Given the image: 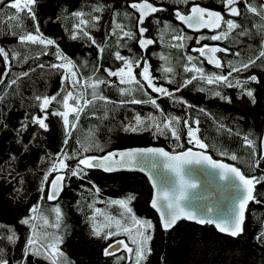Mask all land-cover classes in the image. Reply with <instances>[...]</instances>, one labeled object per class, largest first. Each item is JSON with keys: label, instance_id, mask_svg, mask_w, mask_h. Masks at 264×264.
<instances>
[{"label": "trees", "instance_id": "trees-1", "mask_svg": "<svg viewBox=\"0 0 264 264\" xmlns=\"http://www.w3.org/2000/svg\"><path fill=\"white\" fill-rule=\"evenodd\" d=\"M157 7L166 9V11L157 13L155 18L161 22H170L171 28L168 31L163 30V24L154 26L153 17L146 22L149 28V35L155 42L150 50L143 53L135 41L129 42V47L137 57L143 55L148 58L150 72L156 78L155 83L159 87H165L173 92L174 96L182 98L186 104L174 105L167 97H161L158 93H153L150 88H146L147 93L157 99L160 105L159 109H154L151 105H121L122 100H129L131 97L121 96L118 88L134 87V85H120L116 77H107L104 68L116 67L120 62L114 61V51L116 50V37L106 35L111 31L113 19L116 22L124 24L127 28H134L135 17L137 16L128 5L138 0H38L33 5L36 10V16L40 24V30L44 36L57 41L58 46L63 53L72 59L78 66L82 84L91 83L89 76L94 81L96 77L106 78L115 85L99 86V94L106 97L104 101H96V109L91 106L85 109L81 114V119L77 122L76 129L72 130V138L66 146L69 154L80 144L84 145L98 143L105 151H90L86 155L101 156L108 151L122 150L133 147L159 146L166 150L176 153L188 148L200 149L194 143H188L186 129L183 121L187 119L191 127H199L197 137L207 145L206 150L214 159L223 160L240 168L244 175L251 177L253 175L249 170L251 163L252 149L248 147L243 137L247 135L252 139L256 149V158L261 156L260 143L264 127V68L253 67L247 72L238 74V78L244 79L251 74H255L261 81V84H250L249 87L255 89L256 103L253 104L246 95H242L236 87L228 88L220 85H208L205 81H194L192 85L183 88L177 92V84L183 79H189L195 73H185L184 67H191L187 62V55L197 56L191 50L198 47L195 40L200 35L210 36L209 33L192 34L186 31L177 23L174 17L176 8L189 10L193 4H198L206 8L225 13V8L221 0H190L185 6L175 4L173 0H149ZM13 0H5V5L0 6V47L5 48L9 53L10 79H14L20 72H30L28 77L21 78L16 85L7 87L0 85V253L8 264H17L23 261V264H49V261L38 259L34 256L24 258L22 249L25 246V238L30 234L28 226L22 225L19 221L30 214L33 206H39L43 215L49 219V225L55 223V213L51 211L53 207L61 208V227L59 229L48 227L47 231L54 232L63 238L60 249L64 253L62 264H117L118 257H126L119 261V264H134V260L126 254H120L115 257L107 258L103 254V249L107 244L115 239H125L121 235L104 241L92 235L91 221L96 209H100L101 215L96 217V222L105 216L119 219L122 224L133 223L131 217L124 212L120 205L112 204L113 200L126 199L128 196H134L130 207L137 219L149 220L153 228L149 230L153 239L150 241L151 253L147 260L142 264H264V240L259 239L264 233V184L257 185L255 197L251 203L246 215L244 232L238 238H231L217 232L211 226H198L193 223L182 222L170 232H164L161 228L159 218L150 207L152 189L148 180L137 173H115L105 174L100 171H88L84 179L72 177L66 181V186L61 198L56 203H50L47 200L49 184L44 185V192L40 191L41 180L45 170L52 162V155L60 152L63 140L65 139L62 120L60 117L52 116L50 113L55 110H63L61 105L53 102L46 110L49 113L46 123L49 125L48 131L39 129L38 126L29 124L26 131L20 132L21 122L30 120L33 115L41 116L37 102L34 96L37 94L53 96L61 89V76L56 71L48 69L47 64L53 62V56L41 55L36 58V51L40 46L24 44L22 45L18 36L11 33L21 29L31 31L34 22L30 19H24L21 29L15 28V22H8L9 15L14 10L6 7ZM249 0L238 3L241 11L247 7ZM252 6L258 9L264 7L262 0H250ZM104 6V11L100 13L92 12L94 6ZM81 11L82 17H75L72 14ZM127 11L131 15L125 19L124 13ZM119 13V15H117ZM91 16H99V21H93ZM229 17H225L228 19ZM83 19L87 23L76 26ZM240 23L248 32V36H235L229 34V38L224 41H202L201 44L220 45L229 48L231 52H241L240 57H234L231 52L220 54L222 68L216 70L211 68L206 61H194L197 66H202L206 74H227L229 69L226 67L227 61L232 60L238 63L240 60H246L253 54H258L261 45L264 44V21L258 13H245L234 19ZM95 24V27L91 25ZM224 27V25H223ZM172 28L182 29L185 35L192 36L191 41H184V49L170 47L177 43L172 39L176 33ZM75 31L79 37L82 31H88L89 35L97 42L106 46V51L100 53L95 46H90L87 38L72 40L71 34ZM123 42V41H122ZM54 51L50 46L49 52ZM121 54L130 57L127 49H120ZM19 56L13 59V54ZM155 53L156 55H153ZM162 55L165 60L158 57ZM30 57L25 63L22 57ZM44 62L46 67L40 69L37 64ZM85 62H87L85 66ZM258 63H260L258 61ZM5 62L0 56V71L4 70ZM95 67H99V72H93ZM172 68L170 73L164 72L165 68ZM138 69H134V74L138 76ZM175 79L177 84H168V79ZM85 82V83H84ZM146 84V82H145ZM204 87L205 91L198 89ZM86 98H91V88H85ZM213 91H221L232 99L227 103L218 97L212 95ZM137 99H146L141 93H134ZM72 102L70 101V104ZM191 105L192 107H188ZM200 109H204L203 112ZM107 115L105 116V112ZM161 112L164 113L161 116ZM139 113L142 119L148 114L157 117L158 122H167L165 117L178 116L181 118L179 129L181 140L178 142L181 147H177V142L171 138L170 131L165 130V135H154L153 130L141 131L136 133H126L122 126L129 121L134 123V115ZM70 122L73 120V114H69ZM199 121L196 125L194 122ZM151 121L145 119V124ZM6 125V126H5ZM221 125L223 127H221ZM19 132V135H18ZM227 153L228 155H222ZM237 155L238 159L233 161L231 155ZM43 158V159H42ZM71 166L75 163L73 160L67 161ZM264 171V162L260 165V170L255 174ZM55 173L49 177L51 180ZM96 189H99L97 192ZM44 199H41V197ZM260 202H256V201ZM92 205V207H89ZM42 226V221H36ZM11 230H15L18 239L13 244L6 237ZM39 230V229H38ZM128 258H131L129 260Z\"/></svg>", "mask_w": 264, "mask_h": 264}, {"label": "snow or ice", "instance_id": "snow-or-ice-1", "mask_svg": "<svg viewBox=\"0 0 264 264\" xmlns=\"http://www.w3.org/2000/svg\"><path fill=\"white\" fill-rule=\"evenodd\" d=\"M244 0H221L222 5L225 8V12L230 17H240L245 13H258L264 21V7L258 9L257 6H252L250 0L247 4V7L241 11L237 7L238 3H243ZM38 0H13V2L6 5V7L14 10L11 15L7 12H4L3 15L7 16L8 22H15V28L21 29V25L24 19H30L34 22L33 29L31 31L23 30L13 31L11 34L18 36L19 42L24 44H31L40 46L36 51V58L38 59L41 55L53 56V62L47 64L48 69L51 71H56L61 76V89L53 96L40 95L37 94L34 96V100L37 102V106L40 109V112L43 113L41 116L33 115L30 120L21 122L20 132L26 131L29 124H33L48 131L49 125L46 123L48 120L49 113L46 111L50 105L55 102L58 105L62 106L63 110H55L50 113L52 116L60 117L62 120V127L64 130L65 139L62 143V148L60 152L52 155V162L50 166L45 170L44 175L41 180L40 191L44 192V185L50 184V191L47 193L48 201L58 200L62 188L66 186V181L72 177L79 179H84L87 176V170L92 168L102 169L105 172H113L121 169L133 168L138 163V157L152 155L163 157L166 161L165 167L171 169L177 177H179V188L177 191H172L168 189H160L153 180L154 187L158 188L157 195L151 200V207L155 209L160 214L161 227L163 230L167 231L172 229L179 220L187 219L189 221H195L200 224H215V227L221 232L230 235L233 238H238L244 231V209L249 201L256 199L254 196V188L256 185L264 184V171L260 174H255L260 170V165L264 162V154L259 158H256V149L254 146V141L249 139L247 135L243 137L245 144L252 149L251 152V163L249 165L250 172L253 173L251 177H246L238 168L231 167L224 163H219L214 161L210 156L205 155L200 152H193L192 149L180 152L179 154H170L168 151H165L163 148H146V149H130L124 151H108L102 156L97 155H86L90 151L97 150L104 152L105 149L100 146L98 143L91 145H84L80 140H77L76 143L80 144L79 148H75L71 154L66 150V146L69 143V139L72 138V130L76 129L77 122L81 119V114L85 112L86 108L91 106V109L94 110L97 107L96 101H104L105 96L99 94V86L107 85L113 86L111 80L106 78L96 77L93 81L92 77L89 76V81L91 83L82 84L79 79L80 72L77 64L65 55L62 49L58 46L57 41L52 38L44 36L40 30V24L36 16V10L33 5L37 4ZM175 4H183L187 6L190 3V0H173ZM5 5V0H0V6ZM128 7L138 13V16L135 17L134 28H127L126 25L116 22L113 19V26L111 31L106 33V35L116 37L115 45L116 50L114 51V61L120 62L119 66L116 67H107L104 68V72L107 77H116L119 80L120 85H134V87H121L118 88V91L121 96H129L131 99L122 100L121 105L124 104H144L151 105L154 109H159L160 105L157 103V99L152 98L146 88H150L153 93L160 94L161 97H167L174 105L177 104H186V101H183L182 98L174 96L173 92L169 91L165 87H159L156 85L155 77L150 72V64L146 56L137 57L135 53L132 52V49L129 47V42L135 41L138 43L139 47L142 50H147L149 46L153 45L155 40L153 37L147 35L149 33V28L146 26V20L149 16L155 13L166 11V9L157 7L153 2L149 0H138V2H131ZM92 12L100 13L104 11V6L97 5L91 9ZM75 17H82L83 12L77 11L72 14ZM119 15V13H117ZM131 14L125 11L124 18L127 19ZM174 17L176 20L180 21L183 25L187 26L188 29H193L199 31L200 29L207 28L209 30H219L218 33L212 34L210 36L200 35L196 38L195 43L198 47H193L192 52L197 53V56L191 54L187 55V62L191 64V67L185 66L183 71L185 73H195L189 79H183L178 84L177 81L173 79H168V84H177L176 91L179 92L183 88L192 85L194 81H197L198 78L201 81H205L208 85H220L223 87L233 88L236 87L240 90L242 95H246L250 98L251 103H256L255 98V89L249 87L250 84H261L260 79L257 75L251 74L244 79L238 78V74L242 72H247L253 67L264 68V44L261 45V49L258 51V54H253L249 56L246 60H240L238 63H234L232 60H228L226 67L229 69L227 74L212 73L206 74L205 69L202 66H197L194 61L201 60L203 58L206 60L207 64L213 65L216 69L222 68L221 59L217 58L218 53H229L231 50L225 47H209L207 44H201L202 41H224L229 38L230 33H234L238 38L240 36H248L249 32L242 27L240 23H237L234 19L228 18L225 19L218 11H210L203 7H200L198 4H193L189 10H184L181 8H176L174 11ZM90 19L93 21H99V16H91ZM154 26L163 24V30L168 31L171 28L170 22H161L158 18L153 17ZM87 23L85 20L81 19L77 28L80 25ZM222 24L224 27H222ZM95 27V24L91 25ZM172 31L176 34L172 36L174 41L170 45L172 48L184 49L186 47L184 41H191L192 36L185 35L182 29L172 28ZM72 40L87 38L90 41V46H95L98 50L97 54L99 57L100 53L106 51V46L97 42L96 39L91 37L88 31H82V34L78 37L76 32L73 31L70 37ZM264 38V36H262ZM123 41V42H122ZM53 47L54 51L49 52V48ZM120 49H127L131 54L130 57H126L121 54ZM153 55H156L153 53ZM231 55L234 57H240L241 52L235 51L231 52ZM0 56H2L5 65L4 70L0 71V85H5V81L8 80L7 87H12L16 85L17 82L23 78L28 77L30 72H34L35 68H30L28 71L20 72L16 78L8 79L10 76V65L7 63L9 61V53L5 48L0 47ZM19 56L18 53L13 54V59H16ZM30 57L24 56L22 59L23 62H27ZM160 60H165L166 57L160 55L158 57ZM258 61L260 63H258ZM87 62H85L86 66ZM37 67L44 69L46 67L44 62L37 64ZM134 69H138V76L134 74ZM100 68L95 67L93 72H99ZM172 68H165L164 72H172ZM146 82V84H145ZM91 88V98H86L85 88ZM201 92L205 91L204 87L198 89ZM139 92L143 96L147 97L146 99H137L134 93ZM212 95L220 98L221 100L231 103L232 99L227 95H223L221 91H213ZM3 99V97H0ZM70 101L72 102L70 104ZM188 107H192L188 105ZM201 112L204 109H200ZM73 114V120L70 122L69 114ZM107 111L105 112V116ZM164 113L161 112V116ZM134 123L129 121L126 125L122 126V130L126 133H136L141 131H150L153 130L154 135H165V130L170 131V136L177 142V147H181L178 143L181 140V132L179 125L181 123V118L178 116H168L165 117L167 122H163L162 125L158 122L157 117L148 114L145 119L151 121L149 124H145V119L141 118L139 113L134 115ZM184 127L186 129V135L188 137V143H194L200 149L207 147L205 143L197 137L199 132V127L193 128L190 126L189 121L185 119L183 121ZM196 125L199 124V121L194 122ZM6 126V125H5ZM221 127H223L221 125ZM19 135V132H18ZM222 155H228L227 153H221ZM43 159V158H42ZM230 159L235 161L238 159L237 155L233 154L230 156ZM73 160L75 163L69 165L67 161ZM207 163L214 169H219L220 175L223 178H227L231 174L237 181L239 189L242 190L243 195L237 201V207L235 210V215L232 220H218L214 221L212 219H206L205 217L198 216L193 211L186 209L182 206V201L185 199L186 190L189 188H194L196 185L185 180L182 175V166L187 163ZM153 167L155 165L153 164ZM55 173L54 177L49 180V177ZM235 187V186H234ZM98 192L99 189H96ZM257 195H264L257 193ZM41 199H44L42 196ZM134 196H128L126 199L113 200L112 204L120 205L124 209V212L131 217V220L134 225L137 227H123L119 219L113 217L105 216L104 223H97L96 217L101 215L100 209H96L91 221L92 235L108 241L113 237H119L124 235L127 237V242L125 239H115L112 243L107 244L103 249V254L105 256H112L117 252L123 251L129 254V256L134 260V264H142L143 261L147 260L148 255L151 253V248L149 246L150 241L153 239L149 230L153 228L152 222L149 220L137 219L133 213L130 203L134 200ZM260 202V201H256ZM92 207V205H89ZM55 213V223L49 225V219L47 216L43 215L40 211L39 206H33L30 210V214L26 218H22L19 223L25 226H28L30 229V234L25 238V246L22 249V256L24 258L28 256H34L38 259H44L49 261V264H62V259L64 258V253L60 249V244L63 243L62 236L47 231V228L50 226L52 228L59 229L61 227V208L59 206L53 207L51 209ZM211 212V209L208 210ZM36 221H42V226L38 225ZM39 229V230H38ZM9 242L15 244L18 237L16 236L15 230H11L10 233L4 237ZM259 239L264 240V233H262ZM3 252V249H0V253ZM126 257H118L117 264L120 260L125 259ZM0 264H8V261L0 256ZM17 264H23V261L17 262Z\"/></svg>", "mask_w": 264, "mask_h": 264}, {"label": "water", "instance_id": "water-1", "mask_svg": "<svg viewBox=\"0 0 264 264\" xmlns=\"http://www.w3.org/2000/svg\"><path fill=\"white\" fill-rule=\"evenodd\" d=\"M262 1L264 2V0H262ZM149 2H151V1H149ZM199 6L203 7L201 5H199ZM237 7L240 8L238 5H237ZM203 8L210 10V11H217V10H213V9L206 8V7H203ZM132 11L138 16V13H136L134 10H132ZM218 12H220V11H218ZM220 13L222 16H224V18L226 16L229 18H232V19L238 18V17H230V16H228V14L226 12L225 13L220 12ZM156 15H157V13L152 14L151 16H149L147 18V20L151 19L152 17H154ZM147 20H146V22H147ZM176 21L186 31H188L189 33H192V34H201L204 32L209 33V34H215V33L219 32V30H215V32H214L213 30H209L207 28L200 29L199 31H195L193 29H188L187 26L183 25L180 21H178V20H176ZM222 27H223V24H222ZM152 46L153 45L149 46V48L147 50H142L141 48L140 49L142 50V52L146 53ZM208 46L209 47H222L220 45H208ZM220 54H225V53L216 54L217 58H219V59H221L219 56ZM204 61H206V60H204ZM221 63H222V60H221ZM209 66L213 69H216L213 65H209ZM216 70H220V69H216ZM146 148H163L165 151H168L164 147H159V146L133 147V148H127V149H122V150H114V151H124V150H130V149H146ZM188 149H192L193 152H200V153H203L205 155H208L214 161H217L219 163H224V164H227L231 167H236L235 165L229 164L223 160L214 159L212 157V155L207 151H204L201 149H193V148H188ZM188 149H186V150H188ZM186 150H184V151H186ZM168 152L170 154H179L180 153V152L173 153L170 151H168ZM181 152H183V151H181ZM260 152H261V155L264 154V127H263V134H262V138H261V143H260ZM165 163H166V161L163 157H160V156L153 157L152 155H146V156L138 157V163L133 168L121 169V170H116L113 172H105L102 169L92 168V169H88V171H100V172L105 173V174H115V173H137V174H140V175L144 176L149 182V185L152 189V197H151V200H152V198L155 197L157 195V192H158V188L154 187V185H153V180H155L156 184L159 186L160 189H168V190H170V193L172 191H177L179 188V177H177L176 174L171 169L166 168ZM153 164L155 165V167H153ZM236 168H238V167H236ZM238 169L243 173V171L240 168H238ZM220 171L221 170L214 169L209 164L204 163V162H201V163L192 162V163L184 164L182 166V175H183L184 179L189 181L190 183H194L196 186L194 188H189L186 190L185 199L181 202L182 206H184L188 210L193 211L198 216L205 217L206 219H212L214 221H218V220H229L230 221V220H232L234 218V215H235V210L237 207V201L242 197L243 192H242V190L239 189L238 181L231 174H229L227 176V178H223L220 175ZM256 187H257V185L254 188V196L256 193ZM64 189H65V186L62 188V191L60 193L58 200L61 198V196L64 192ZM49 191H50V184L48 187V192ZM58 200L49 201V202L50 203H56V202H58ZM253 201H249L248 204L245 206V209H244V226H245V222H246L247 211H248L249 206L251 205V203ZM150 207H151V201H150ZM151 209L158 216L159 222L161 225L160 214L155 209H153L152 207H151ZM209 209H211V212L208 211ZM182 222L193 223V224H196L198 226H211V227H214L218 233L225 235V236H228V237H231L230 235H228L226 233H221L215 227L214 223L213 224H208V223L200 224V223H197L195 221H189L187 219L179 220L177 222V224L170 230H167V231H165L163 229L162 230L164 232H170L174 228H176V226L178 224H180ZM243 232H242V234H243ZM231 238H233V237H231ZM122 253L126 254L128 257H130L129 254H127L126 252H123V251L117 252L112 256H105V255L104 256L107 258H110V257H115L117 255H120Z\"/></svg>", "mask_w": 264, "mask_h": 264}, {"label": "rangeland", "instance_id": "rangeland-1", "mask_svg": "<svg viewBox=\"0 0 264 264\" xmlns=\"http://www.w3.org/2000/svg\"><path fill=\"white\" fill-rule=\"evenodd\" d=\"M85 83V82H84ZM254 142H256V140H254ZM196 147H198V146H196ZM205 150H206V148H204ZM204 149H201V150H204ZM204 150V151H205ZM109 217V216H108ZM105 222V217L104 218H102V219H99L98 218V220H97V223H104ZM122 224V223H121ZM122 226L123 227H130V228H135V227H137L136 225H134L133 223H131V224H128V225H124V224H122ZM129 260H131L132 261V259L131 258H128Z\"/></svg>", "mask_w": 264, "mask_h": 264}, {"label": "flooded vegetation", "instance_id": "flooded-vegetation-1", "mask_svg": "<svg viewBox=\"0 0 264 264\" xmlns=\"http://www.w3.org/2000/svg\"><path fill=\"white\" fill-rule=\"evenodd\" d=\"M263 3H264V2H263ZM151 48H152V47H151ZM151 48H150V49H151ZM150 49H149V50H150ZM143 53H144V52H143ZM219 56H220V55H219Z\"/></svg>", "mask_w": 264, "mask_h": 264}, {"label": "bare ground", "instance_id": "bare-ground-1", "mask_svg": "<svg viewBox=\"0 0 264 264\" xmlns=\"http://www.w3.org/2000/svg\"><path fill=\"white\" fill-rule=\"evenodd\" d=\"M216 45V44H215Z\"/></svg>", "mask_w": 264, "mask_h": 264}]
</instances>
